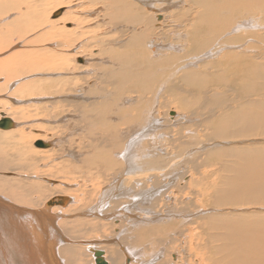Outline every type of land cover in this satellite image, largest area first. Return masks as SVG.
Masks as SVG:
<instances>
[{
    "label": "bare ground",
    "instance_id": "6f19581e",
    "mask_svg": "<svg viewBox=\"0 0 264 264\" xmlns=\"http://www.w3.org/2000/svg\"><path fill=\"white\" fill-rule=\"evenodd\" d=\"M34 1L35 0H32L30 2L27 1L25 5L27 6L25 8L27 9V11L23 12L22 8L23 5L25 4L23 0H0V18L2 15H5L6 12H10V11L13 12L14 10H17V12L19 11L22 15V17L17 18L16 20H14V22L11 21L12 23L10 25L11 27L12 26L14 27L13 34L15 33L17 34V36L18 34L19 35L22 34L21 36H24L23 35L24 33L25 36H30L31 35L30 32L32 33V29H33L30 28L32 25L34 27L38 23L39 26L40 23L42 27L44 25L47 26V24H49L48 22L43 21L44 18H46V16H49V14L48 15L45 14L46 16H44L43 8L45 7V5L42 4V0H39L35 5H32ZM87 1L90 2V4L89 3L88 4L91 5L92 7L85 10H88L89 13L91 12L90 13L91 17H96V15H100L104 13V11L99 12L100 10H98L97 6L101 5L105 8L106 13L103 15L104 18L106 19L104 21L105 23L104 28H108L110 27V25H113L116 28L123 27L124 25H126L129 27L133 26L132 29L133 28L136 29V27L139 25L142 24L145 25L143 26L141 32L133 30L132 39L130 43L129 42L125 43V41L123 40H122L123 42H121L120 40L119 42L116 41V45L118 46L117 48L121 49L119 52L113 49L100 50L101 56L110 57L109 60L110 62L108 63L107 61L108 65L106 68H104V72H103L105 73V77L103 80L104 83L106 84L107 90L106 92H103L101 95L103 96L105 101L104 100L102 101L101 99H97V100L95 99L96 101L93 102L90 101V103L86 105L84 102L85 100L83 101H81L82 99L78 100L75 97H73L74 95L70 93L74 91L75 89L74 86L72 87V89L67 88V90L69 89L68 91L70 95H72V97L71 96L67 97V99L63 101L68 104L67 106L73 107L76 114H78L77 117L74 118V120L72 119L71 124H73L75 121H77V123H76V127L72 128V131H70L67 135L65 136L62 135L60 137L61 139L59 141V144H57L56 140L53 139L52 140L54 142H46L45 138H43L41 134L32 135L31 132L30 133L27 132L28 131L27 127L30 124L28 125V123L25 122H27L30 118H33L35 116H40V115L45 116V112H44L45 108H38L36 106L38 109L36 108L37 114H35V116L30 115V112L26 113L20 109L9 112L11 113L12 116L16 115L15 116L16 118L13 117L14 119H12V117L9 115L8 112L7 113L2 112V115L0 116L2 117V119L0 118V129H1L0 131L2 130L3 131L12 130V131L7 133L4 132L2 134L0 132V135L2 136L0 137V139L1 138L4 139V142H0V264H49L46 256V248L44 245L47 239L51 237V235H49L48 233L49 227L52 230L51 219L49 215L46 214L39 215L36 212L38 213L46 212V210H49L48 208L50 206V203L52 202L58 203L57 205H54L50 208V210H52V213L58 216V225L64 229L63 233H66L71 239H74V241L75 240L79 241V239L81 238L83 240V238H85L86 235L87 237H89L88 234H90L89 233L91 231L90 229H93L96 232H102L104 235H107L108 231L112 229L113 232L114 230L115 231L118 230L117 232H119L118 228H120V226L122 228L123 226L122 223H120L119 219H122V221L125 219V223H126L125 225L127 226L125 228L126 229L125 232H127L129 235L127 236L125 232L123 234H120L121 233L120 232L119 235L116 236L113 235L119 238V244H115L112 247L108 246L107 248H105L106 251L110 253V256L107 257V259L105 258L106 256L104 253L105 251H100L96 249L97 246H94L92 242H87L88 245L84 248V250H85V254L89 255V258L92 259V260L86 259L87 261L89 260V264H96L95 253L97 252L103 253L102 258L105 260L106 264H122L123 261L124 262L126 261V264L127 263L135 264V262H133L135 261V259L137 261L136 264H160L159 261H158L159 263L155 261V259L156 258L158 259L159 258L158 256L162 253L159 250L160 248L157 247H162L164 245L167 246L166 243L167 241L165 242L163 241V239L159 238L157 239L156 245L148 246L145 243L150 242L152 240H156V238L154 237L147 238L148 234L145 233V230L147 231V227L152 225L154 226L166 225L167 227L168 226L173 227L172 224L174 223V221L172 220L171 222L169 220L171 219V216L172 217L174 216L173 213H177V212L175 209L174 210L171 209L170 206L171 199H168L169 196L166 197L167 189L164 190L161 187L164 181L167 180L165 179V177H170L169 178L170 180L168 184H166V186H170L169 184H174V185L177 184L176 182L181 177L179 172L175 171L176 168L174 167L176 164L171 163L168 160L171 153H169L170 155L167 153L165 155L161 154L162 153L161 142L158 141L157 139L158 137L164 138L162 134H159L160 129L158 127V125H161L163 122L161 123V120L160 122L157 121L159 118L156 119L157 107L154 109L151 108L152 110L149 111L147 110L142 111L145 105H149L150 103L145 102L143 104L144 106H142L141 102L139 103L138 101H133L134 99L129 100V98H127L126 96L128 95V92H134V90H137L138 91L137 93H139L138 97L140 99L142 98L145 99L144 95L152 91L154 88L155 90L159 89V92L156 94L157 96L156 100H159L158 98L162 94L161 91L163 90V92L164 91L167 92V89L170 88V90H173V92L179 91L178 95L179 93L184 94L183 99H180V101L182 100L183 104L188 105V107H192L191 103L188 104V98H190L194 94L195 90H193L188 85L204 86L209 84L213 86V88L210 89L211 91H213V94L209 97H206V102L202 104L200 111L201 113H204L202 110H205L210 116V118L216 121V124L214 122L209 125L213 129L212 136L207 137L203 142V144H199L197 142L198 144H196L195 146L201 149L194 152L198 154L201 152H206V154L209 155L211 154L212 156H214V158L216 156L221 160V163L218 164L219 167L214 169L216 172H218L217 177L215 179H212V180H217L218 183H215L214 185L209 187L207 183V180L209 178H205L204 172L201 171L202 168L206 167L207 165L205 164L200 165L199 163H196L197 161H193V160L189 161V164L192 165L191 167L192 170L194 172H197L198 175L200 176L199 177L200 179L197 180L198 183L191 182V184H189V187H197L196 191L195 189L193 190L195 191L193 193V196L194 195L196 196L197 201L196 204L193 205L192 207H197V209L199 210L203 209L202 212L208 215L200 217V219H194L188 216L187 222L189 223V225H192V227L193 225H196L195 228L188 229V231L191 234L190 236L191 240H189L190 244L188 246L189 247L188 251L195 250V246L193 242L195 236H197L198 234L199 236H202L201 239L203 241L202 244H200V241H198V243L196 244L197 247L200 248L199 251L201 250L202 252L201 253L202 264H264V142L257 141L264 139V84L256 85L257 81H264V63L258 62V60H264V48L256 52V55L258 56L254 54L244 53L241 55L236 53L235 58L232 59L233 60L240 58L243 59L245 66L243 67V73H242L243 75H241L242 77H238L235 79V77L231 75L230 80L227 77H223V76L218 77L217 75L209 77L210 78L209 80V78H206V76L202 72H200V70H203V68H200L196 71H189L181 75L184 71L197 67L195 63L187 66L185 65L183 68L178 67L173 71H171L170 68L166 66V63L165 65L163 63L164 68L161 71V73L167 72L165 76L167 77L166 83L165 86L162 85L160 87H155L154 80L136 79L138 75L141 73H139L138 70L137 71L129 70L131 67L130 63L142 62V61L141 62L134 61L135 55L133 52L144 51L145 53H150L151 60L153 61V66H154L152 73L156 74L157 71L156 61L159 60L160 58V56L158 55L159 52L164 50L165 52L168 51L169 53L180 55L181 52L186 50L188 51V49L181 48L182 46L180 45L171 46V47L164 46L161 48L160 45L157 44L156 38L150 40V37L152 35L155 34V36H157L155 31H157L158 29H153L151 25L146 23V19L144 18V16H142L138 12H134L133 10L134 8H132L133 5L132 4L129 5V3H127L128 0H87ZM137 1H138L137 3H140V0ZM194 1H195L194 3L198 2V5L201 6V7L199 6V9H203V11L201 12L197 11L196 14L198 16L197 18L193 17L195 18L194 22L197 24V28H199L198 26H204L205 28L209 29L211 34L215 33V30H218V27L220 30L218 31V34H220V36L218 35V37L215 36L214 38H209L210 36H208L207 41L202 43V45L200 46L201 51L203 49L204 50L208 49L212 43H215L219 39H227L226 34L230 32L229 29H232L231 31L233 33V37L235 38L233 45L236 47L237 51L241 50L242 48L241 46L237 45L239 39L242 42L244 38L246 39L249 38V36L251 35H256L257 33H259L258 29L264 33V25L260 24L261 21L260 19H256V16L258 17L260 14L262 17L264 16V0H194ZM58 3L63 4V0H60V2L58 1ZM135 5L136 4H134V7ZM150 5H152V3ZM170 5L176 8L178 6L185 9L188 8V6L183 7L181 4H177L175 2L171 3V1H170ZM33 6L34 8H32ZM68 7L67 10L57 9L54 15L52 16L51 14L50 16H52V19L55 21L62 16L61 19L57 20L60 21L61 23L62 22L76 23L75 27L78 28L73 27L68 31L67 30L66 31L62 30L63 32L58 31V34H56L59 35V38L62 39L63 41L69 42V44L67 45L71 48L73 44H76L75 42L81 40V37H83L82 32L81 34H79L80 32L79 30L81 28V25L85 22V19H81V17H78L79 14L78 11L69 10L70 8ZM46 10L47 9H45V11ZM47 12L48 11H46V13ZM233 14H237V18L234 17ZM175 17L177 20L180 19V16H175ZM233 18L236 19V23H233ZM56 23L57 25L60 24L58 22ZM50 24L52 25V23ZM69 26L71 27V25ZM42 28L44 29L45 27ZM124 28L126 29V27ZM197 28L194 27V34L196 33V30H198ZM118 30L124 31L121 28ZM47 31L49 32V29ZM33 33L36 34L35 31H33ZM44 33L41 34L39 38H37V40L31 41L28 44L34 45L36 47L42 44H45L46 46L48 37H46V34ZM97 34L99 35L100 33ZM50 36H52V34ZM213 36L214 35H212L211 37ZM44 38L46 40H44ZM180 38L186 41L187 35L184 36L181 35ZM57 40L58 43H60L59 41L61 40L59 39ZM101 40L104 41V38ZM7 41H8V36L3 30H0V78L4 77L6 82L8 83L7 85H10L11 82L16 83L19 80L18 76L20 74H25V75H28V73L31 74L30 73L32 72L31 69L33 68L36 69V67L38 68V70L35 71L37 74L45 72L49 74L62 73V75L63 72L69 71V69L72 67L74 69L79 68V66L72 64L73 63L72 60H76L77 56H79L78 55L79 51H77L75 55H72L73 57L70 56L71 57L70 58L66 55L64 57L63 53H60L59 51H58L59 55H54L52 53L53 48L52 47L49 48L47 46L46 47L49 48V50L52 49V51H50V54L52 53L51 55L50 54L40 55L39 53L42 52L41 50L43 51H45L44 49L47 50V48L41 49L40 47L39 53L32 52L34 51L32 50L30 51L31 53H26V54L17 53L12 55L11 57L3 58L6 57V54L9 50H14L15 47L17 46L16 44L13 43V44H9L5 49H1V47L6 46L8 44ZM186 42H187L186 45H189L190 41L187 40ZM50 45L53 44L50 43ZM107 46L109 48H112L110 47V44ZM230 46L231 43L228 41L224 51H227L228 48H230ZM64 48L68 50L70 49L68 47H64ZM64 48L62 50H64ZM37 49H39V47ZM72 49L74 50L73 47ZM125 50L128 51L125 52ZM55 52H57L56 49ZM44 53H46V51ZM155 57H159V58L155 59ZM86 59L87 58L85 57V60ZM196 61L199 62V64L207 62L205 54L199 58H196ZM121 64L124 65V68L122 67ZM136 69H139V67H137ZM99 71H101V69ZM70 72L71 71H69V73ZM179 73L181 74L179 75ZM63 77L65 78L66 76ZM14 79L15 81H13ZM90 79H94V78L92 77ZM175 79H176V83L182 82L183 85L186 86V88H188L189 92L183 86L179 90V87L177 86L178 84H176L174 81ZM227 79H228V83L226 82ZM23 80L25 81V79H21L22 83ZM55 80H52L51 81L52 83H50V85L47 88H44V86H46L47 84H43L48 82L46 80L47 82L44 81L43 83L33 82L30 84L26 83V85L22 84L20 85L21 88L19 90L21 91L22 89L27 90L28 91L27 94H24V91L22 92V94L27 96V98L29 96L31 97L38 96V98L51 97L58 99L61 93L62 94L66 93V89H65L66 84H63L62 83L63 81L61 80L58 79L57 81ZM170 81H171L170 84L171 86H169ZM72 82L73 81H71L70 84ZM110 83L112 86H115L117 84V92H113L108 89ZM63 85L65 88L63 87ZM197 90H198L197 92L198 96L202 98L204 92L206 91L202 89H197ZM256 91L258 92L261 91L262 95L260 96V99L254 100L253 95L258 94ZM168 92L169 94H171V91ZM241 92L246 95L247 100L243 101L241 99L242 96ZM125 93H127V95ZM15 94H21V93L17 92ZM176 96L177 95L174 94L173 99L170 97H169L170 99H166V101L168 102L167 104L173 103V101L176 100ZM60 99L61 98H59V101ZM197 105L198 104H196L195 106ZM140 106L143 108L141 111L139 110L140 112H138L137 109ZM136 107L137 109L136 112L134 113L133 111ZM58 115L61 116L60 112H58ZM80 116H82V118L78 119ZM169 116L171 117L167 118V120H165V123H170L171 122L170 119H172L173 122L174 121L176 122V120H178L179 118V116L175 117L174 113L173 116L172 115ZM65 118H66V114H65ZM65 118L63 120H60L58 125L57 124L56 125L59 126V124H61L62 127L63 124L62 122L63 121L65 122ZM39 121H40L39 123L42 124L40 118ZM18 122H22V123L24 122V124L19 123L20 127L19 126L17 127ZM47 125L43 129L45 128L47 129ZM31 128H33V126ZM181 129H177V130H181ZM44 132L46 131L44 130ZM179 132L177 131V133ZM73 136H78V138L77 139L74 138L70 140V137ZM166 136L168 135L166 134ZM250 138H253V141L248 140ZM36 139L41 140L35 144V147L40 148L37 151L33 150L31 145L32 143L31 141ZM243 139H247V140H243ZM187 142L181 143L180 141V143L177 144V141L174 140L171 144L173 145L172 149H174V146L179 149L181 148L182 149L181 151H183V148L186 147L190 149L189 146H191L190 145L191 143L189 144ZM236 142L237 143L240 142L241 146L238 147L236 146L237 144L230 145V143H236ZM66 144H69V146H74L76 144L79 145L78 154L73 156L74 165H76L77 168H74L71 163H69L70 167L68 166V163L65 164L63 163L64 167L62 166L61 167L66 169L65 172L68 173L69 179H74V177H72L71 175V172L73 171L76 172V169L80 173H83L81 172L82 170L86 171V175L82 174L83 176L85 175L86 177L89 176L83 179L85 182L86 181L93 182L95 179L94 176L99 175L100 176L99 179L101 181L96 182L94 184L91 183L92 189L91 188L90 189L93 190L94 192L89 190V184L87 185L83 184L84 186H81L80 184H72L71 188L74 187L78 188V190H76L75 193L77 192L81 195L80 197L75 199L76 201L70 199L71 197L68 195V197H63V196L56 197L57 199L55 198L51 202L46 203V201L41 202L42 199H39L40 196L39 194H37L38 199H33L34 197L30 195L40 190V188L37 186L38 184L33 182L36 181L37 179L33 180L31 184L27 180L25 181V183L19 181V183L17 182L16 184L14 183L12 184L11 181L8 180L7 178L9 176L4 175L6 174L5 172L8 171L13 172L11 173L13 175H15V172L18 174L21 172L22 173L25 172L27 173V175L31 174L33 176H35V174L33 173H38L42 176L41 177L42 181L40 183L41 188L46 186L45 183H42L44 180H46L45 182L50 186L58 185L57 182H54L53 180H49V178L46 177L43 178L44 171L41 168V166L40 168L42 170L39 171L38 164L45 163L46 161L50 160L49 156L48 155L44 156V154L51 151L55 152L56 150L55 148L60 147V149H58L59 152L65 151L66 150L65 146L68 147V145ZM213 145H219V146L211 149L210 147ZM246 145L247 147L245 149H241L242 146H246ZM139 146H141L139 150L140 152L143 150L142 148L144 146L145 148L140 154H136L135 151L138 149ZM147 148L151 149L152 155L151 154L146 155L148 153L144 151ZM42 149L44 150L51 149V151H43ZM58 150H56L55 152L56 154ZM155 150H158L160 153L156 152ZM214 150H217L215 151L217 153H213ZM143 153L144 154L146 153L145 154L146 156H144ZM176 158H178V156H176ZM58 159L57 162H59ZM230 160H233V162L227 164L226 173L221 176V172H222L221 169L223 167L222 161L228 162ZM77 162L80 165H78ZM213 173L209 176L210 178L213 176ZM46 174L48 173H45V175ZM53 175L54 174H52V176ZM12 177L14 178V176ZM103 177H106L107 181L102 180ZM19 178L22 180L23 177L22 178L19 177ZM178 189L186 190L187 186L179 187ZM2 198L4 199V201L2 200ZM198 198H203V199L208 198L209 202H204V206L203 204L198 205ZM180 203L183 202L181 201ZM190 204H192V201ZM58 205H63L64 207L69 205L68 206L70 208L68 210L69 217H73L70 215V213L71 210H72V214L74 211V215H76L77 218L76 219L70 218V220H72L70 223L73 224H70L69 220L67 219L69 224L64 226L63 224L64 222L62 223V221H64L63 216H65L64 214L67 215V212L64 213L65 210L64 207H58ZM31 207H35L37 209H33ZM208 207L213 208L214 211H216V213L214 212L212 214L207 212L205 208ZM190 212H192V210H190ZM45 218L49 223L45 220ZM204 219L205 221L200 222V220H204ZM184 220L186 222L185 218ZM177 222L176 224H178ZM181 225L183 224L181 223ZM85 227L90 229H86ZM173 228H175V226ZM139 229L143 230V232L146 235V237L144 238L146 239L142 237L143 232L139 231ZM161 229L162 231L164 230L163 228ZM175 229L177 230V227ZM193 230H195V232ZM78 232L81 235H78ZM65 237L67 239L69 238L67 236ZM91 237H89L90 239L88 241L94 240V237L93 238ZM69 242L70 239H68L67 243L65 242L59 247L58 255L60 259L63 261V264H78L77 262H80L82 258L80 257V254L82 252L80 253V249L76 247V245L73 244L69 245ZM49 243L53 246L54 244H56V241H53V236L51 237ZM171 243L173 245L174 243H176L175 238L173 237L171 238ZM185 243L186 242H184V244ZM126 245L129 248H126L127 247ZM184 247L186 248V246ZM91 252L93 255L91 254ZM153 252L157 254H154L153 256ZM198 255L199 254H197V256ZM176 256L177 255H175V258H173L174 264L175 263L177 264L179 261H181L178 260V257ZM197 256L195 255V257ZM82 262L84 263V261ZM82 262L81 264H83Z\"/></svg>",
    "mask_w": 264,
    "mask_h": 264
},
{
    "label": "rangeland",
    "instance_id": "374dc122",
    "mask_svg": "<svg viewBox=\"0 0 264 264\" xmlns=\"http://www.w3.org/2000/svg\"><path fill=\"white\" fill-rule=\"evenodd\" d=\"M27 1L30 2L32 0H23V2H25V4L23 5V8H22L23 12L27 11V9H25L27 7V6H25ZM38 1L39 0H35L32 5H35ZM58 1L60 2V0H58ZM58 1L57 0L56 1H53V0H42V4L45 5L44 8L47 9L46 11H48L46 13L45 9L43 8L44 16L49 14V16H46V18H44L43 21H46L49 24H47V26H45V25L42 26V27H45L44 29L41 27L40 23H39V26H38V23L34 27L32 25L30 28H33L34 30L32 29V33L30 32V34H31L30 36H25L24 33H23L24 36H21L22 34L21 35L18 34V36L15 33L13 34V32H14L13 28L14 27L13 26L11 27L10 24L12 22H14V20H16L17 18L22 17V15H21V13L19 11L17 12V10H14L13 12H11V11L10 12H6L5 15H2L1 18H0V22H1L0 23V30H3L6 33V35L8 36V41H7L8 44L6 43L7 45L1 47V49H5L9 44H13L14 43V44L17 45L14 50H9L7 52V54H6V57H3V58L11 57L12 55L17 54V53H23V54L31 53L30 51H32V50H34L32 52L39 53L40 52V47H41V49H44V48H47V47H49V48L52 47L53 48V51H52V49L49 50V48H47L48 51L46 49H44L46 51V53H44L45 51L41 50L42 52L39 53L40 55L41 54H43V55L44 54H46V55L50 54V51H52V53L54 55H59V53H58V51H59L60 53H63L64 57H65V55L68 56V57H70V56L73 57L72 55H75V53L77 51H79V54H78L79 56H77L76 60H72V62H73L72 64H74L76 66H79V68H76V69H74L73 67L70 68L69 69V71H71L70 73H69V71H67V72L65 71V72H63V75H62V73L61 74L50 73L51 74L50 75L49 73H45V72L37 74L35 71L38 70V68L36 67V69L35 68L31 69L32 72H30V73L31 74L33 73L32 75L28 73L29 76L31 75L30 78H29L28 75L20 74L21 76L20 75L18 76V79L20 81L17 79L19 82L18 81L16 83L15 82L14 83L11 82L10 85H7L8 83L6 82L4 77H1L2 79L0 78V86H1L0 87V106H1L0 107V116L2 115V112H5V113L8 112L9 113V112H12V111L18 110V109L23 110L26 113L30 112V115H34L35 116V114H37V112H36V108L37 107L38 108H45L44 109L45 116H41V115L40 116H35L33 118H30L28 120L29 122L28 121L25 122V123H28V125L32 124L31 126L29 125L27 127V130H28L27 132L28 133L31 132L32 135L33 134H35V135L41 134L43 136V138H45L46 142H54L53 140H56L57 144H59V141L61 139L60 137L62 135L65 136L70 131H72V128L76 127V123H77V121H75L73 124H71L72 119L74 120V118H76L78 114H76V112L74 111L73 107L67 106L68 104L66 102H64L63 100L67 99V97H70V96L72 97V95H74L73 97H75L78 100H81V99H82L81 101L85 100L84 102H85L86 105H88L90 103V101L93 102V101H96L97 99H101L102 101L103 100L105 101V99L101 95L103 92H106V90H107L106 84L104 83V80H103L104 77H105V73H103V72H104V68H106L107 65H108L107 61H108V63L110 62L109 61L110 57L101 56L100 55V50L101 49H103V50H110V49L112 50L113 49V50H116L117 52H119L121 49L117 48L118 46L116 45V41L119 42V40H120L121 42L125 41V43H128V42L130 43V41L132 39L133 30L141 32L142 29H143V26L145 25V24L139 25V26L136 27V29H134V28L132 29L133 26L129 27V26H126V25H124L123 27H119V28H116L113 25H110V27L104 28V26H105L104 21L106 19L104 18L103 15L106 12H105V8L103 6L100 5V6H97V8H98V10H100L99 12L104 11V13H102L100 15H96V17H91V14H90L91 12L89 13L88 10H85V9H88V8L92 7L91 5H89L90 2L87 1V0L86 1L85 0H80V1L79 0H75V1L74 0H63V4H61L62 1H61V3H58ZM128 1H127V3H129V5H131V4L133 5L132 8H134L133 9L134 12H138L142 16H144V18L146 19V23L151 25L153 29H158L157 31H155L157 36H155V34L152 35L150 37V40L156 38L157 44L160 45L161 48L164 47V46L171 47V46L180 45V46H182L181 48H187L188 49V51L186 50V51L181 52L180 55H175L173 53H169L168 51L165 52L164 50L159 52L158 55L160 56V58L159 57H155V59L159 58V60L156 61V66H157L156 74L152 73V70L154 69V66H153V61L151 60V54L150 53H145L144 51L133 52L134 55H135L134 61L135 62H141L142 61V62L141 63H133V62L130 63L131 67H130L129 70L130 71H133V70L137 71L138 70V72L141 73V74L138 75V77L136 79L154 80L155 81V84H154L155 87H160L162 85L165 86L166 79H167V77H165V76H166L167 72L161 73V71L164 68L165 63H166V66H168L171 71L175 70L178 67L183 68L185 65L187 66V65H190V64H193V63H195V65H197V67H195L193 69L186 70L182 74L179 73V75L180 74L183 75L186 72L196 71V70H198L200 68H203V70H200V72H202L206 76V78H209V77L214 76V75H217L218 77H220V76L227 77V78H229V80L231 79V77H230L231 75H233L235 77V79L238 78V77H242L241 75H243L242 74L243 73V67L245 66L244 65V60L241 59V58L233 60L235 58L236 53L237 54H241V55L244 54V53L245 54H254V55H256L257 51H259V50L264 48V33L261 32L258 29L259 33H257L256 35H251V36H249V38H246V39L244 38V40L242 42H241L240 39L238 40L237 45L241 46L242 48H241V50L237 51L236 47L233 45L234 41H235V38L233 37V33L231 31L232 29H229L230 32L228 34H226L227 39H219L215 43H212L209 46L208 49H205V50L203 49L201 51L200 46L202 45V43L207 41L208 36H210L209 38H214L215 36L218 37V35L220 36V34H218V31H220V30H219V27H218V30H215V33L211 34L209 29L205 28L204 26H198L199 28H197V24L194 22L195 18L198 17L196 15L197 11L198 12L203 11V9H199L200 5H198V2L194 3L195 2L194 0H140V3H137L138 2L137 0H128ZM170 1H171V3L175 2L177 4H181L183 7H187L188 6L189 9L188 8H186V9L185 8H181L180 6H178L176 8V7L172 6V5H170ZM65 2H66V4H65ZM151 3H152L153 6L150 5ZM134 4H136L135 7H134ZM184 4H186V5H184ZM59 5H60V7H59ZM154 5H155V8H154ZM68 6H70V7H68ZM67 7L70 8L69 10L78 11V13H79L78 17H81V19H85V22L81 25V28L79 30L80 31L79 34H81V32H82V36L83 37H81V40L75 42L76 44H73L72 47L74 48V50L72 49V47L70 48L67 45V44H69V42L63 41L62 39L59 38V35H56V34H58V31L63 32V31H66V30L68 31V30L72 29L73 27H75L76 23L75 22H67V23L62 22L61 23L60 21H57V20L61 19L62 16L60 18H58L56 21L52 19V16L57 11V9L58 10H62V9L67 10ZM173 7H174V9H173ZM32 8H34V6ZM129 12H130V9H129ZM51 14H52V16H50ZM175 16H180V19L177 20ZM189 16H191V17H189ZM233 16L237 18V14H233ZM11 17L12 18L15 17V18L12 19ZM193 17H195V18H193ZM256 19H260L261 20L260 24L264 25V16L262 17L261 14H260L258 17L256 16ZM54 21H55V23H54ZM56 22H58L60 24L57 25ZM50 23H52V25ZM233 23H236V19L235 18H233ZM69 25H71V27ZM39 27H41L42 29L39 28ZM124 27H126V29ZM194 27H196L198 29V30H196L195 34H194ZM75 28H78V27H75ZM120 28L122 30H124V31L118 30ZM39 29L41 30V32H40ZM48 29H49V32L47 31ZM54 30H55V32H54ZM33 31H35L36 34H34ZM113 31H115V32H113ZM43 33L46 34V37H48V39H47L48 41L46 43L47 47L45 46V44H42V45L38 46L39 49H37L38 47L28 44L31 41L37 40V38H39V36L41 34H43ZM97 33H100V34L98 35ZM37 34H38V36H37ZM51 34H52V36H50ZM181 35L182 36L187 35V40L190 41L189 45H186L187 44V42H186L187 40L184 41V40H182L180 38ZM212 35H214V36L211 37ZM54 36H55V39L57 38V39L61 40V41H59L60 43H58L57 39L56 40L54 39ZM45 38H44V40H46ZM103 38H104V41L101 40ZM5 39H7V38H5ZM49 39H50V41H49ZM52 39H54L55 42ZM180 39H181L182 42L180 41ZM51 40H52V42H51ZM228 41L231 43V46H230V48H228L227 51H224L226 46H227ZM64 42L66 43V45H65ZM50 43H52L53 45H50ZM109 44H110V47H112V48H109L107 46ZM63 46L70 48L69 50L71 52L68 49L64 48ZM75 46H76V48H75ZM54 48L56 49L57 52H55ZM63 48H64V50H67V51L62 50ZM126 51H128V50H125V52ZM55 53H58V54H55ZM68 54H70V55H68ZM88 54H89V56H88ZM204 54L206 56L207 62L199 64V62L196 61V58H199V57H201ZM63 55H61V56H63ZM256 56H258V55H256ZM85 57L87 58L86 60H85ZM258 62L264 63V60H258ZM79 63H82V64H79ZM163 63H164V65H163ZM85 64H87V65H85ZM101 65H102L103 70L101 68ZM121 65L124 68V65L123 64H121ZM137 67H139V69H136ZM71 69H73V70H71ZM100 69H101V71H99ZM86 70H88V71H86ZM23 75H24V77H23ZM63 76H66V77L64 78ZM61 77L63 78V80H62ZM92 77L94 79H90ZM42 78H43V81H42ZM21 79H25V81L23 80V83H22ZM57 79L63 81L62 82L63 84H66V85L68 84L67 85L68 87L65 85L66 88L63 85V87L66 89V93L67 94L63 93L64 94L63 95L61 93L62 95L60 94L58 99L57 98H51V97L50 98H48V97H44V98L43 97H39L38 98V96L37 97L36 96H34V97L29 96L27 98V96L24 95V94H27L28 91L25 90V89L24 90L22 89V91L19 90L21 88L20 85H22V84L26 85V83L30 84V83H33V82H41V83H43L44 81L45 82L48 81L47 83H43V84H47L46 86H44V88H47L50 85V83H52L51 82L52 80L57 81ZM70 80L73 81L72 82L73 84L72 83L70 84V82H71ZM209 80H210V78H209ZM13 81H15V79ZM174 81L176 83V79ZM226 82L228 83V79L226 80ZM170 84H171V81L169 82V86H171ZM176 84H178L177 86L179 87V90L181 89L182 86L184 88H186V86H184L182 82H178ZM257 84H264V81H257L256 85ZM209 85H204V86L188 85L193 90H195L194 94L191 96L192 98L191 97L188 98V104L191 103L192 107H188V105L182 103V100L180 101V99H183L184 94L179 93V95H178L179 91L178 92H173V90H170V88L167 89V92H165V91L163 92V90L161 91L162 94L159 96V98H158L159 100H156V97H157L156 94L159 92V89L155 90L153 88L152 91H150L149 93L144 95L145 99H143V98L140 99L138 97L139 93H137L138 92L137 90H134V92H128V95H127V93H125L127 95L126 97L129 98V100H131V99L133 100L134 99L133 101H138L139 103L141 102L142 106H144L143 104L145 102L150 103L149 105H145L144 108L140 106L137 109V107H136L134 109V111H133L134 113L136 112V109L138 110V112H140L142 110V108H143L142 111H145V110L149 111V110H152V109L157 107L156 119L159 118L157 121L160 122V120H161V123L163 122L161 125L157 124L159 129H160V131H159L160 133L159 132L158 133L162 134L163 137H164V138L158 137V139H157L158 141L161 142V147H162V148L160 147L162 149V153L161 154L165 155L166 153L167 154L171 153V155L169 154L170 157H169L168 160L171 163H175L176 164L175 167H174V168H176L175 171L179 172L180 177H181L176 182L177 184H175V185L174 184H169L170 186H166V184H168V182L170 180L169 179L170 177H165V179H167V180L164 181V183H163L164 186L162 184V187H161L164 190L167 189L166 190V192H167L166 197L169 196L168 199H171V205H170L171 209L172 210L175 209L176 212L178 213V214L177 213H173V215H174L173 217L174 218L171 216V219L169 220L171 222H172V220L174 221L172 226L173 227L175 226V228L177 227V230L175 228H173V227H169V226L167 227L166 225H164V226H157V225L154 226V225H152V226H148L147 227V231L145 230V233L148 234L147 238H151V237L152 238L153 237L156 238V240H152L150 242L145 243L148 246L156 245L157 239H159V238L163 239V241H165V242L167 241L166 242L167 246L164 245L162 247H157V248H160L159 250L162 253L158 256L159 257L158 259L156 258L157 260L155 259V261L156 262L159 261L160 264H174L173 263L174 262L173 258H175V255H177L176 257H178V260L182 261V262L181 261H179V262L177 261L178 262L177 264H189V263L190 264H199V263L202 264V259H201L202 258V256H201L202 252H201V250L199 251L200 248H198L197 245H196L198 243V241H200V244L203 243V241L201 239L202 236H199L197 234L199 239H198L197 236H195L194 242H193L194 246H195V250L194 251H188L189 250L188 246L190 244L189 240H191V238H190L191 234L188 231V229H193V228L196 227V225H193V227H192V225H189V223L187 222L188 221V216L190 218L200 219V217L208 215V214L202 212L203 209L199 210V209H197V207H192L193 205L196 204V201H197L196 196L195 195L193 196V193L197 190L196 189L197 187H189V184H191V182L198 183L197 180L200 179L199 178L200 176L198 175L197 172H194L192 170V168H191L192 165L189 164V161L193 160V161H197L196 163H199L200 165H202V164L207 165L206 167L202 168L201 171L204 172L205 178H209L207 180V183H208L209 187L214 185L215 183H218L217 180H212V179H215L217 177V175H218V172H216L214 169L219 167L218 164L221 163V160L218 157H216V156L214 158V156H212L211 154L210 155L206 154V152H201L199 154L194 152V151H198V150L201 149V148L196 147L195 146L196 144H198V143L199 144H203V142L205 141V139L207 137H211L212 136L213 129L209 125L211 123H214V122L216 124V121H214L212 118H210V116L208 115V113L205 110H202L204 113H201V111H200L202 104L204 102H206V97H209V96H211L213 94V91L210 90V89L213 88V86L212 85L209 86ZM73 86H74L75 89H74V91L70 92L72 94V95H70L68 90L72 89ZM90 87H91V89H90ZM67 88H69V89L67 90ZM88 89H89V91H88ZM108 89L113 91V92H117V84L115 86H112L111 83H110V86L108 87ZM197 89H202V90L206 91V92H204L202 98L198 96V94H197L198 90ZM182 90H185V89H182ZM186 90L189 92L188 88H186ZM23 91H24V94H22ZM25 91H26V93H25ZM168 91H171V94H169ZM258 91H256L258 94H254L253 95V99L254 100L260 99V96L262 95V92L261 91L258 92ZM17 92L21 93V94H15ZM174 94L178 96V97L176 96V100L173 101V103L167 104L168 102L166 101V99H170V98L173 99V95ZM67 95H69V96H67ZM241 95H242L241 99L243 101L247 100V97H246V95L244 93L241 92ZM148 96H150V97H148ZM59 98H61L60 101H59ZM41 102L44 103V104H42ZM23 103H25V104H23ZM196 104H198V105L195 106ZM66 110H68V111H66ZM58 112H60L61 116L58 115ZM173 113H174L175 117L179 116L178 120H176V122L175 121L173 122V120L170 119L171 120L170 123H165V120H167V118L171 117L169 115L173 116ZM65 114H66V118H65ZM9 115L12 117V119L16 118L15 117L16 115L12 116L11 113H9ZM159 116H161V117H159ZM0 118L2 119V117H0ZM36 118H37V120H36ZM39 118L41 119L42 124L39 123L40 122ZM64 118H65V122L64 121L62 122L63 123L62 127H61V124H59V126H57L59 121L63 120ZM80 118H82V116H80L78 119H80ZM78 119H76V120H78ZM203 119L205 120V122H204ZM46 122L49 125H47ZM19 123L24 124V122L23 123L22 122H18L17 127L19 126ZM37 125H38V127H37ZM46 125H47V129L46 128L43 129ZM52 125H54V126H52ZM200 125H203V126H200ZM26 126H27V124H26ZM32 126H33V128H31ZM53 127H54V129H53ZM167 128H169V129H167ZM177 129H181V130H177ZM44 130L46 132H44ZM10 131H12V130H10ZM10 131H3L2 130L0 132L2 134L4 132L7 133V132H10ZM177 131L178 132L181 131V132H179L180 134L177 133ZM32 132H34V133H32ZM166 134L168 136H166ZM176 136H177V138H176ZM194 136H195V138H194ZM0 137H2V136L0 135ZM74 138L77 139L78 136L70 137V140H72ZM173 138H175V139H173ZM177 139H179L181 141V143H186L187 141H188L187 143H189V144L191 143L190 144L191 146H189L190 149L186 147V148H183V151H181L182 150L181 148L179 149V148H177L175 146H174V149H172L173 145H171V144H172V142L174 140L177 141V144L180 143V141L177 140ZM168 140L170 141V144H169ZM243 140H247V139H243ZM248 140L253 141V138H250ZM39 141H41V140L36 139V140L31 141L32 142L31 145H32L33 150L37 151V150L40 149V148L35 147V144L37 142H39ZM257 141L264 142V139L257 140ZM0 142H4V139L1 138ZM231 144H237L236 146H238V147L241 146L240 142H238V143L237 142L236 143H230V145ZM66 145H68V147L65 146L66 150L63 151V152H59L58 149H60V147L55 148L56 150H58L57 154L55 153L56 150H55V152H52L51 149H46V150L42 149L43 151H51V152H47V153L44 154V156L48 155L50 160L46 161L45 162L46 164L45 163L38 164L39 165V171H41L42 169L44 171L43 178L46 177V178H49V180H53L54 182H57L58 185H53L55 187L48 185L45 182L46 180H44L42 183H45L46 186L41 188L40 183L42 181L41 180L42 176L40 174H38V173H33V174H35V176L37 175L38 177L37 176L35 177V176H33V175L29 174V173H28L29 175H27V173H25V172L24 173H22V172L19 173V174H22V175H19L18 173L15 172V175H13V174H11V173H13L11 171L5 172L6 174H4V175L10 177V178L9 177H7V178H8V180L11 181L12 184L13 183L16 184L17 182L19 183V181L22 182V183H25L26 180L29 181V183L31 184L33 180L37 179L38 181L36 180V181H33V182L38 184L37 186L40 188V190L38 192L30 194V195L34 197L33 199H38V195L37 194H39L40 195L39 199H42L41 202L46 201V203H49L52 200H54L56 197H61V196L68 197V195L71 197V198L70 197L69 198L73 199V201H74L75 199H77L81 195L79 193H77V192L75 193V191L78 190V188L77 187L71 188L72 184H80L81 186H84L83 184H85V185L89 184V190H91L92 189V184H94L96 182H100L101 180L99 179L100 176L96 175L94 177H95V179L96 178H98V179H96V180L94 179L93 182H91V181H86L85 182L83 179L89 177V176H87V177L85 176L86 175V171L82 170L81 172H83V173H80L79 171H77V169H76V172H74V171L71 172V175H72V177H74V179H69L68 178V173L65 172L66 169L62 168V167H64L63 163L64 164L68 163L69 167H70L69 163H71L74 168H77L76 165H74L73 156L78 154L79 145L78 144H76L74 146H69V144H66ZM218 146L219 145H213L210 148L213 149V148H216ZM246 147H247V145L246 146H242L241 149H245ZM140 148H141V146H139L138 149L135 151L136 154H140L144 150L145 146L142 148L143 150L141 149L142 150L141 152L139 151ZM155 151L160 153L158 150H155ZM215 151H217V150H214L213 153H217ZM144 152L148 153V154L145 153L146 155H150V154L152 155L150 148H147ZM145 154L143 153L144 156H146ZM54 156H55V158H54ZM176 156H178V158H176ZM56 158L57 159L59 158L58 159L59 162H57ZM183 160H186L187 162L183 161ZM218 161H220V162H218ZM222 162H223V167L221 169L222 170L221 176L226 173L227 164H229L230 162H233V160H230L228 162H225V161H222ZM78 165H80V164L78 163ZM40 166H41L42 169L40 168ZM65 166H67V165H65ZM52 169H54V170H52ZM55 169H56V171H55ZM49 171H50V173H49ZM57 171H58V173H57ZM45 173H48L49 175L46 174V175H48V176H46ZM212 173H213V176L210 178L209 176ZM52 174H54V175L52 176ZM82 174H85V175L83 176ZM12 176H14V178ZM19 177H21V178L23 177L22 180ZM15 178H17V179H15ZM102 180L107 181V178L103 177ZM37 182H39V183H37ZM219 183H220V181H219ZM185 186H187L186 190H180L182 188L178 189L179 187H185ZM194 189H195V191H193ZM91 191L94 192L93 190H91ZM168 191L170 193H172V194H170ZM66 193H68V194H66ZM64 194H65V196H64ZM35 195H36V197H35ZM181 201L183 203H180ZM191 201H192V204H190ZM204 202H209V199L208 198H204V199L203 198H198V205L199 204H203V206H204ZM183 205H185V206H183ZM68 206L69 205H67L65 207L63 205H58V207H64V209H65L64 213L67 212V215L64 214L65 216H63L64 221H62V223L64 222L63 223L64 226H66L67 224H69L72 221V220H70V218H72V219H76L77 218V216L74 215V211H73V214H72V210H71L70 215L73 216V217H69L68 216V210L70 209ZM27 207H29V206H27ZM31 208L37 209L35 207H31ZM190 210H192V212H190ZM205 210H207V212L212 213V214L214 212L216 213V211H214V209L211 208V207L205 208ZM135 211H137V210H135ZM198 213H200V214H198ZM121 218H122V216H121ZM184 218L186 219V222H185ZM67 219L69 220V223H68ZM116 219H119V218H116ZM119 221L123 225L122 228L120 226L122 231H121L120 228H118L119 232H117L118 230L117 231L114 230V232H113V229H112V230L108 231L107 235H104L102 232H96L93 229L85 227L86 229H90L91 230L89 232L90 234H88V236L89 237L92 236L91 238L94 237V240H90V241H88L90 238L87 237V235H86L85 238H83V240H82V238L79 239V241H80L79 242V241H76V240L74 241V239H71L66 233H64V235L66 234L65 236L69 237L68 239H70L69 245H72V244L76 245V247H78L80 249V253L82 252L81 253L82 256L80 254V257H82L84 260L81 258L80 262H77L78 264H81L82 261H84V263L82 262L83 264H89V260L91 258H89V255L85 254V250H84V248L88 245L87 242H92V244L94 246H97L96 249H98L100 251H105L104 253L106 255L105 256L106 259H107V257L110 256V253L108 251H106L105 248H107L108 246L112 247L115 244H119V238L115 237V236L119 235L120 232H121L120 234H123L125 232V230H126L125 228L127 227L125 225L126 224L125 223V219L123 221H122V219H119ZM203 221H205V219L204 220H200V222H203ZM171 222H169V223H171ZM176 222L179 225L176 224ZM120 223H119V225H120ZM181 223L183 225H181ZM70 224H73V223H70ZM58 227H59V229L62 232L64 231V229L62 227H60L59 225H58ZM153 227H155V228H153ZM179 227H180V229H179ZM161 228H163L164 230L162 231ZM139 231L143 232V230H141V229H139ZM193 231L195 232V230H193ZM145 233L143 232V236H142L143 238L146 237ZM125 234L127 236L129 235L127 232H125ZM78 235H81V234H79V232H78ZM113 235H115V236H113ZM195 235H196V233H195ZM171 236L173 238H175L176 243H174V245L171 243V238H172ZM144 239H146V238H144ZM184 242H186V243L184 244ZM184 246H186V248ZM126 248H129V247L127 246ZM165 252H167V253H165ZM91 254H92V252H91ZM154 254H157V253L153 252V256H154ZM190 254H192V255H190ZM197 254H199V255L197 256ZM195 255L198 258L195 257ZM190 256H191L192 259L190 258ZM86 259H89V260L87 261ZM93 259H94V257H93ZM189 259H190V262H189ZM133 262H135V264H136V262H137L136 259ZM123 263L126 264V261L125 262L123 261L122 264Z\"/></svg>",
    "mask_w": 264,
    "mask_h": 264
},
{
    "label": "water",
    "instance_id": "95a60500",
    "mask_svg": "<svg viewBox=\"0 0 264 264\" xmlns=\"http://www.w3.org/2000/svg\"><path fill=\"white\" fill-rule=\"evenodd\" d=\"M2 200L4 201L3 198H2ZM57 204L58 203L52 202V203H50V206L48 208L49 210L44 209V210H46V212H41V213L36 212L39 215H44V214L49 215L50 219H51L52 230L49 227L48 233H49V235H51V237L53 236V241H56V244H54V246L51 245L49 243L51 240V237H49L47 239L45 245H44L46 248V256H47V260H48L49 264H63V261L60 259L59 255H58V250L62 244H64L65 242L66 243L68 242V239L65 237L64 233L58 227V216H56L54 213H52V210H50V208L52 206L57 205ZM45 220H46V218H45ZM102 255H103L102 252L95 253L96 264H106L105 260L102 258Z\"/></svg>",
    "mask_w": 264,
    "mask_h": 264
}]
</instances>
